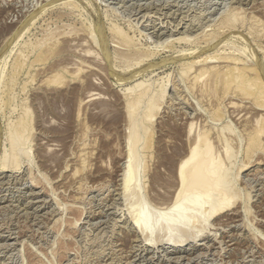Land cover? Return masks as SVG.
<instances>
[{
    "label": "rangeland",
    "instance_id": "1",
    "mask_svg": "<svg viewBox=\"0 0 264 264\" xmlns=\"http://www.w3.org/2000/svg\"><path fill=\"white\" fill-rule=\"evenodd\" d=\"M148 1L74 0V5L67 6L63 0H0V158L5 150L11 152L10 136L22 119L27 120L24 135L28 136L18 150L20 165L6 170L0 167V264H264V131L259 135L261 139L258 136L256 144L249 147L256 120L264 121L263 111L245 108L251 96L243 97L241 90L238 91L243 83L237 89L236 81L224 87V79L218 85L219 79H211L210 86H206L212 73L207 75L208 80L203 76L206 82L201 77L195 83L192 82L194 68L184 74L188 60L214 50L230 52L242 61L258 62L260 65H256L263 70L264 0ZM27 23L26 31L14 42L17 32ZM94 25L95 31L91 27ZM90 28L94 35H89ZM101 29L108 41L105 50L92 40L103 33ZM116 30L122 33L118 35ZM115 35L125 44L115 42ZM123 37L131 40L141 53L137 58L142 57L145 62L128 58L119 50L129 44ZM213 37L217 40L212 41ZM74 42H78L77 46ZM149 53L151 57L147 56ZM145 63L152 67L131 76ZM215 63L224 66L226 62ZM57 73L62 79L59 75L61 80L55 82ZM139 81L141 85L133 91L143 87L149 91L133 104L132 117L147 130L136 142L133 155L140 162L139 169L127 191L121 179V168L126 165V159L122 158L126 149L124 137L130 121L124 105L126 95L133 94L126 88ZM162 89L165 92L160 103L157 102L154 116L150 121L145 120L146 99L152 93L159 96ZM198 131L206 132L211 156H216L222 170L227 171L224 177H228L230 186L233 184L235 193L239 192L233 196L234 202L231 195L234 188L230 190L232 193L227 190L230 193L226 191L222 195L213 191L214 195L210 196L215 201L208 197L205 207L221 199L222 203L227 200L234 203L226 208V213L233 207L240 211L230 221L232 224L226 226L221 224L227 219L221 216L224 214H215L200 224V212L193 213L194 217H189L194 223L197 220L198 225L194 226L188 217L183 218L187 219L182 226L188 224L185 228L188 231L181 226L170 239L173 241L175 236L179 241L185 240L179 243L174 238L175 242H168V232L158 223L174 213L163 209L161 212L165 206L161 202L175 194V168ZM257 161L260 169L255 175L247 173ZM224 179L221 183L225 187ZM137 184L140 199L130 211L133 195L129 197L132 186ZM139 207L152 211L137 215L136 209L142 211ZM156 208L162 215L158 213L157 217ZM138 216L139 221L147 217L152 220L154 216V223L160 220L149 231L150 239L133 226ZM64 219L69 223L65 224ZM60 249H64L62 253Z\"/></svg>",
    "mask_w": 264,
    "mask_h": 264
},
{
    "label": "bare ground",
    "instance_id": "2",
    "mask_svg": "<svg viewBox=\"0 0 264 264\" xmlns=\"http://www.w3.org/2000/svg\"><path fill=\"white\" fill-rule=\"evenodd\" d=\"M150 1V0H149ZM148 1V2H149ZM253 1V0H252ZM61 2V1H60ZM63 4L65 3L67 6L69 5V6H71V4H73L74 5V0H63V2H62ZM76 3V2H75ZM49 5V4H48ZM61 5V4H60ZM139 5V4H138ZM261 6V5H260ZM259 6V7H260ZM264 6V5H263ZM75 7V6H74ZM144 7V6H143ZM142 7V8H143ZM237 7V6H236ZM248 7V6H247ZM41 8H43V7H41ZM40 8V9H41ZM238 8V7H237ZM234 9V8H233ZM241 9H242V7H241ZM146 10V9H145ZM151 10V9H150ZM38 12V11H37ZM152 12H154V11H152ZM176 12V11H175ZM39 13V12H38ZM37 13V14H38ZM42 13V12H41ZM177 13V12H176ZM37 14H35V16L37 15ZM169 14V13H168ZM188 14V13H187ZM182 15V14H181ZM186 15V14H185ZM228 15H230V14H228ZM35 16L33 15L32 17H34L35 18ZM230 16H232V15H230ZM32 17H31V19H32ZM162 17V16H161ZM228 19V18H227ZM154 20V19H153ZM166 20V19H165ZM31 21V20H30ZM169 21V20H168ZM181 21V20H180ZM230 21V22H229ZM229 23H231V20L229 19ZM165 22V21H164ZM233 22V21H232ZM161 23V22H160ZM228 24V23H227ZM27 25H28V23L27 24H25L22 28H20V30L17 32V35L15 36V40H14V42H16L17 41V39H19L22 35H23V33L26 31V28H27ZM164 25V24H163ZM168 25V24H167ZM111 26H113V25H111ZM115 26V25H114ZM177 26V25H176ZM228 26V25H227ZM21 27V26H20ZM92 28H94V31H95V29L97 28L95 25L94 26H91ZM222 27V26H221ZM224 27V26H223ZM92 28H90V31H91V34L89 33V35H94L93 34V31H92ZM225 28V27H224ZM231 28V27H230ZM19 29V28H18ZM154 29V28H153ZM173 29V28H172ZM102 30V29H101ZM121 30V29H120ZM163 30V29H162ZM184 30V29H183ZM222 30V29H221ZM227 30H230V29H227ZM103 31V30H102ZM101 31V32H102ZM119 31V30H118ZM117 30H116V32H118ZM194 31V30H193ZM99 32H100V30H99ZM100 32V33H101ZM114 32V31H113ZM98 33V32H97ZM99 33V34H100ZM106 33V32H105ZM122 32H120L119 31V33H118V35L119 34H121ZM190 33V32H189ZM221 33H224V32H221L220 31V34ZM225 33H226V31H225ZM16 34V33H15ZM114 34V33H113ZM170 34V33H169ZM85 35H87V34H85ZM98 35V34H97ZM97 35H96V37H97ZM124 35H126L127 36V34L125 33ZM185 35H186V33H185ZM159 36V35H158ZM171 36V35H170ZM188 36V35H187ZM186 36V37H187ZM191 36V35H190ZM197 36V35H196ZM202 36V35H201ZM87 37H89V36H87ZM91 37V36H90ZM115 37H116V35L114 36V40H115ZM119 37V36H118ZM118 37H116V41L115 42H119L120 44L119 45H123V44H125V42L124 43H122L121 44V42H120V37L118 38ZM153 37V36H152ZM166 37V36H165ZM169 37V36H168ZM193 37V36H192ZM198 37H199V35H198ZM217 37V36H216ZM221 37V36H220ZM223 37V36H222ZM221 37V38H222ZM80 38H81V36H80ZM79 38V39H80ZM218 38V37H217ZM94 39V41L95 42H93V41H91V42H93V43H97L98 45L100 44V46H101V48L102 49H106V45H107V43H108V41H107V38H106V34H104V31H103V33L102 34H100V36L98 37V38H94V36H93V38H92V40ZM117 39L119 40V41H117ZM128 39V38H127ZM163 39V38H162ZM169 39V38H168ZM168 39H166V40H168ZM209 39V38H208ZM73 40V39H72ZM86 40V39H85ZM113 40V39H112ZM113 40V41H114ZM123 40H126L124 37H123ZM209 40H211V39H209ZM213 40H217V39H215L214 37L212 38V41ZM77 41V40H76ZM78 41H80V40H78ZM83 41V40H82ZM82 41H80V42H82ZM90 41V40H89ZM111 41V40H110ZM129 41V40H128ZM128 41L126 40V42L128 43ZM198 41V40H197ZM225 41H227V40H225ZM158 42H159V40H158ZM161 42V41H160ZM179 42V41H178ZM219 41H216V43H218ZM55 43V42H54ZM69 43V42H68ZM75 43V42H74ZM77 43L78 42H76L75 44H76V46H77ZM126 43V44H127ZM132 42H131V40L129 41V44L127 45V47L125 48L126 49V51H124L123 49H119V50H121V52L123 53L124 52V54H126V56L128 57V58H133V59H137L138 60V62H145L144 60H141L142 59V57H141V59L139 60V58H137V57H139L140 55L139 54H141V53H138V51H137V49L136 48H134V45L133 44H131ZM209 43H210V41H209ZM222 43H225V42H222ZM71 44V43H70ZM81 44V43H80ZM79 45V44H78ZM82 45V44H81ZM195 45V44H194ZM207 45V44H206ZM220 45V44H219ZM222 45V44H221ZM36 46V45H35ZM69 46V45H68ZM72 46V45H71ZM124 46H126V45H124ZM162 46V45H161ZM163 46H164V44H163ZM53 47V46H52ZM79 47V46H78ZM82 47V46H81ZM121 47V46H120ZM222 47V46H221ZM30 48V47H29ZM34 47H32V49H33ZM162 48V47H161ZM219 48V47H218ZM233 48V47H232ZM31 49V50H32ZM35 49V48H34ZM84 49V48H83ZM195 49V48H194ZM29 50V49H28ZM45 50V49H44ZM118 50V51H119ZM142 50V49H141ZM148 50V49H147ZM219 50V49H218ZM229 50V49H228ZM261 50V49H260ZM27 51V50H26ZM47 51V50H46ZM45 51V52H46ZM149 51H151V50H149ZM215 51V50H214ZM212 52V53H208V54H202V55H199V56H197V57H195V58H193V59H191V60H188L185 64H187V67H188V69H186L185 70V72H184V74H187L188 72H190V69H192V68H194L195 70H194V75H193V80H192V82L193 83H195V80H197V81H199L200 80V78L201 77H203V76H205L206 75V78H207V80H208V77H207V75L209 74V73H212V75H210V77H209V82L207 83L208 85H206V86H210L209 84H210V80L212 79V81L213 80H218L217 82H216V84L218 85V82H220L221 80H223L224 79V81H222V82H224L223 84H224V87L226 86V87H228V86H230L234 81H236L237 82V84H234V87H238V85H239V83H243V88H240L239 87V90L238 91H240L241 90V92H242V94H244L245 96H243V97H249V96H251V99H250V101H249V103L250 104H252L251 106H250V104L249 105H247L245 108H249V109H253V110H259V111H263V113L262 114H264V69L262 70L261 68V66H257V65H260V64H258V62L257 63H250V62H248V61H242L241 59H238V58H236V57H234L230 52H228V53H225V52H223V50H219V52ZM57 53H59L58 51H56ZM120 52V51H119ZM126 52V53H125ZM142 52V51H141ZM144 53H147L146 51H143ZM27 53H29V51L27 52ZM121 53V54H122ZM182 53V52H181ZM187 53V52H186ZM233 53V52H232ZM121 54H119L118 53V55L119 56H121ZM124 54H123V56H124ZM148 54V53H147ZM180 54V53H179ZM193 54H194V52H193ZM237 54V53H236ZM24 55V54H23ZM47 55V54H46ZM83 55V54H82ZM139 55V56H138ZM178 55V54H177ZM183 55V54H182ZM28 55H26V56H24L25 58L27 57ZM48 56V55H47ZM125 56V57H126ZM143 56V55H142ZM144 56H146V54H144ZM147 56H152V55H150V53H149V55H147ZM21 57V56H20ZM23 57V56H22ZM122 57V56H121ZM126 57V58H127ZM37 58V57H36ZM35 58V59H36ZM146 58V57H145ZM148 59H149V57H148ZM36 61V60H35ZM222 61H225L226 63H225V65L224 66H218V64H216L215 62H221L222 63ZM158 62V61H157ZM39 63V62H38ZM211 63H215V64H212V65H210ZM148 64V65H147ZM145 63V65H142V66H140V67H142V68H139V70L138 71H135V72H133L132 74H131V76L133 75V77L134 76H136L137 74H140V73H143L144 71H146V70H148V69H150L149 67H152L151 65H149V63ZM224 64V63H223ZM257 64V65H256ZM152 65H153V63H152ZM155 65V64H154ZM144 66H146V67H144ZM185 66V65H184ZM24 67V66H23ZM28 67V66H27ZM60 67V66H59ZM62 67H64V66H62ZM88 67V66H87ZM144 67V68H143ZM222 67H226L224 70L222 69ZM261 67V68H260ZM222 70V71H221ZM60 73V72H59ZM72 73V72H71ZM192 73V72H191ZM56 74V73H55ZM61 74V73H60ZM60 74H58L57 73V75L58 76H55L54 77V80H55V82H57L60 78H61V75ZM69 74V73H68ZM189 74V73H188ZM214 74V75H213ZM59 75H60V78H59ZM73 75H74V73H73ZM131 76L130 77H128V79L129 78H131ZM212 76V77H211ZM57 77H58V79H57ZM192 76H190V78H191ZM13 78V77H12ZM57 80H56V79ZM65 78V77H64ZM206 78L204 79V77L202 78L203 80L202 81H205L206 80ZM62 79V78H61ZM60 79V80H61ZM53 80V81H54ZM206 82V81H205ZM205 82H203L204 83V85H205ZM235 82V83H236ZM141 83L142 82H137L135 85H131L130 87H127L126 89L128 90V91H133V89H134V87H138V86H140L141 85ZM192 83V84H193ZM212 83V82H211ZM173 85V84H172ZM195 86V85H194ZM197 86V85H196ZM198 86H200V84L198 85ZM201 86H202V84H201ZM200 86V87H201ZM211 86H213V85H211ZM173 87V86H172ZM165 88V87H164ZM177 88V87H176ZM194 88V87H193ZM192 88V89H193ZM205 88V87H204ZM210 88V87H209ZM212 88V87H211ZM232 88V87H231ZM200 89V88H199ZM198 88H197V90H199ZM202 89V88H201ZM207 89V88H206ZM213 89V88H212ZM211 89V90H212ZM218 89V88H217ZM238 89V88H237ZM163 90L164 89H162V90H159L160 91V93H159V96H157V94L158 93H156L155 95L157 96V97H155V96H153V94L154 93H152V95H151V97L150 98H148V99H146V100H148L147 102H146V107H145V113H144V119L145 120H147V121H150L151 120V118L154 116V109H157L158 108V106L157 105H159L158 103H160V102H158L159 100H160V96L162 97V95L164 94V92H163ZM209 90V93L211 94V92H210V89H208ZM214 90V89H213ZM137 92H134L133 91V94H131V92H130V95L128 94V96L126 95V102H125V109H126V113H127V115L129 114V118H130V121H129V124H128V126H127V129H126V134H125V143H126V149H125V153H123L124 154V156L122 157L123 159H126L125 160V166L123 167V168H121L122 170V178L121 179H123L122 181H124L123 183V185H124V188H126L127 189V191L128 190H130L129 189V187L131 188V184L133 185V181H131V179H132V176L135 174V172H137L138 171V166H139V161L138 160H136V158L134 157V153L136 152V145H137V141H138V139H142V136H144V134H145V132H146V130H147V127L146 126H144V125H140L139 123H138V121L136 120V118L135 117H132V112H133V104H135V103H137L136 101H138V100H140V98L142 99V97L143 96H145V95H147V91H149V89L147 88H145V87H143V88H140L139 90H136ZM201 91V90H200ZM226 91V90H225ZM229 91V90H228ZM154 92V91H153ZM175 92V91H174ZM214 92V91H213ZM149 93V92H148ZM201 93V92H200ZM218 93V92H217ZM216 93V94H217ZM206 94V93H205ZM213 94V93H212ZM149 95V96H150ZM177 95V94H176ZM201 95V94H200ZM209 95V94H208ZM234 94H232V96H233ZM205 96V95H204ZM228 96V95H227ZM229 96H230V94H229ZM235 96V95H234ZM212 97V96H211ZM238 97H239V95H238ZM242 97V98H243ZM144 98V97H143ZM224 98V97H223ZM236 98V97H235ZM230 99V98H229ZM157 100V101H156ZM220 100V99H219ZM141 101V100H140ZM158 102V103H157ZM180 103V102H179ZM240 105V104H239ZM156 106H157V108H156ZM237 106H238V103H237ZM241 106V105H240ZM238 108V107H237ZM244 110H246V109H244ZM247 111H249V110H247ZM251 112V111H250ZM247 113V112H246ZM254 113V112H253ZM255 113H257L258 114V112H255ZM252 114V113H251ZM130 115H131V117H130ZM189 115V114H188ZM250 115V114H249ZM256 115V114H255ZM133 116H135V115H133ZM193 116V115H192ZM254 116V115H253ZM256 117V116H255ZM251 119V118H250ZM253 119V118H252ZM252 119H251V121H252ZM262 120H264V118H262ZM254 122V121H253ZM252 124V123H251ZM254 124V123H253ZM26 125H27V120L26 119H22L17 125H15V127H14V129L12 130V134H11V136H10V149H11V152L10 153H7V150H5L4 151V153H2V156H1V158H0V167L4 170H6V168H8V167H13V168H15V167H17V166H19L20 165V163H19V156H18V150H20L19 148H20V145L21 144H23V141L24 140H26L27 138L26 137H28L27 136V134H26V137H25V135H24V132H25V130H26ZM251 126V125H250ZM252 128V127H251ZM254 134L251 136V138H249L250 140H249V147H253L255 144H256V142H257V140H258V136L259 135H261V132H263L264 131V121H259V118H258V120H256V123L254 124ZM148 136V135H147ZM194 136L195 137H192V138H194L193 139V143L191 144V146L189 147V149L187 150V153H185V155L182 157V159H180V161H179V163L177 164V168H175L176 169V179H177V185L176 184H174V185H176L177 186V188L175 189L176 190V192L174 191V193L175 194H173L172 195V198L171 199H169L168 200V198H165V200L167 199V201H163V202H161V204L163 205V204H165V206L164 207H161V212H163L162 211V209L163 210H165L167 213H169L170 211H172L173 210V215H172V213L170 214L171 215V218H169L168 216L169 215H167L166 214V212L164 213V215L166 214L167 215V220H165L166 222H164V220H162L163 222H161V223H158V221H160V220H158V221H156L158 224H160L161 225V227H163V228H165V233H167L168 232V234H169V237H168V234H166L167 235V237L168 238H166V236L164 237V239L163 240H166V241H172V239H170V237H171V235L173 234L174 235V231L176 230V229H178L179 227H181L184 223H182V222H185L186 221V219H183V218H185V217H188L189 218V221H191V219H192V216H193V213H197V212H200V214L198 213V215H201V220H200V217L199 216H197V217H199V221H200V224L202 223V222H206V220H208V218L209 217H211V216H213V215H221V214H224V215H221L222 217H226L227 219H224V221H222L221 222V224H224L225 226L226 225H228L229 224V222L230 221H232V219L233 218H235L237 215H238V210L239 209H237V207H233L232 209H230V211H229V213H226L227 212V207L230 205L231 206V204L234 206V203H229L228 202V200H227V202H224V203H222V201H221V199H218V197H217V199L218 200H216V203L214 204V205H210L209 207L207 206V207H205L207 204H208V202H207V200H210L209 198H211V199H213L211 196H210V194L211 195H214V193H212L213 191H216L217 193H218V195L220 194V195H222V194H224L227 190H233V188H234V191H232V192H234V193H232L231 191V195H232V197L234 196H236V194H239V192L238 191H236V193H235V187H233V184H232V186H230V180L229 181H227L226 179L228 178H226V177H224V176H227L228 174H226V175H224L225 173H227V171L226 170H224V171H226V172H224L223 170H222V167H221V165H220V163L217 161V160H215L216 159V156L214 155V156H211V153H210V146H209V140H208V138H207V134H206V132H204V131H198V133L195 135L194 134ZM260 137V136H259ZM24 138H26V139H24ZM210 138V137H209ZM260 139H261V137H260ZM192 140V139H191ZM223 140H226L227 141V139H223ZM222 140V141H223ZM226 141H224L225 142V144H226ZM260 141V140H259ZM25 142V141H24ZM149 143V142H148ZM260 143V142H259ZM24 145V144H23ZM22 145V146H23ZM146 145V144H145ZM247 145V144H246ZM152 146V145H151ZM226 147H227V145H225ZM258 146V145H257ZM142 148H144V146H142ZM151 149V148H150ZM247 149V148H246ZM254 149V148H253ZM22 150V149H21ZM138 152V151H137ZM251 152V151H250ZM253 152V151H252ZM229 153V152H228ZM254 153H255V151H254ZM256 153H257V151H256ZM145 154V153H144ZM260 154V153H259ZM136 155H137V153H136ZM228 155V154H227ZM251 155H252V153H251ZM254 155V154H253ZM259 156V155H258ZM120 157V156H119ZM251 157H253V156H251ZM254 157H257L256 155L254 156ZM260 157V156H259ZM81 158V157H80ZM121 158V157H120ZM227 158L229 159V156H227ZM249 158H250V156H249ZM262 158H263V156H262ZM261 158V159H262ZM139 159V158H138ZM257 159H259V158H257ZM247 160V159H246ZM246 162V161H245ZM248 162H249V159H248ZM43 163V162H42ZM46 163V162H45ZM119 163V162H118ZM117 163V164H118ZM48 164H49V162H48ZM245 164V163H244ZM249 164V163H248ZM258 164H259V161H257V162H255V164H253L252 166H253V168L252 169H248L246 172L247 173H249V174H254L256 171H257V169H260V168H257L258 167ZM246 165H247V163H246ZM241 166V165H240ZM242 168H243V166H241ZM116 168V167H115ZM223 168H225V169H227V167H223ZM242 168H240V169H242ZM262 168V167H261ZM17 169V168H16ZM240 169H238V171H240ZM8 170V169H7ZM75 170V169H74ZM78 170V169H77ZM237 170V169H236ZM238 171H235V175H237L238 173ZM4 173V172H3ZM234 173V172H233ZM231 174V175H233L234 176V174ZM237 173V174H236ZM246 173V174H247ZM259 173V172H258ZM144 174V173H143ZM4 175H6V174H4ZM116 175V174H115ZM255 175V174H254ZM117 177V176H116ZM115 177V178H116ZM134 177V176H133ZM232 177V176H231ZM230 177V178H231ZM255 177V176H254ZM257 177V176H256ZM225 178V179H224ZM234 179L236 178L235 176L233 177ZM253 178V177H252ZM15 179V178H14ZM155 179V178H154ZM223 179H224V182L223 183H225L224 185H226V182L225 181H227V187H232V188H227L226 186L224 187L223 186V184L221 183L222 181H223ZM241 179V178H240ZM37 180V179H36ZM155 180H157V177H156V179ZM250 180V179H249ZM9 181V180H8ZM107 181V180H106ZM122 181H121V184H122ZM165 181V180H164ZM175 181V180H174ZM80 182V181H79ZM229 182V183H228ZM2 183V182H1ZM32 183V182H31ZM35 183V182H34ZM37 183V182H36ZM40 183V182H39ZM98 183V182H97ZM137 183V182H136ZM136 183H134V184H136ZM44 184V183H43ZM119 184H120V182H119ZM160 184H161V182H160ZM159 184V185H160ZM228 184H229V186H228ZM92 185V184H91ZM99 185V184H98ZM108 185V184H107ZM35 186V185H34ZM139 184H137V186L136 185H134V187L132 186V188H133V191H135V192H133V191H131V195H130V197L129 198H131V196L133 195V198H132V202L130 203V201H129V207H130V211H131V209L134 207V206H137V205H134L136 202H137V200L138 199H140L139 198V195H138V193H137V191L136 190H138L139 191ZM167 186V185H166ZM81 187V186H80ZM82 187H83V185H82ZM89 187V186H88ZM100 187H102V186H100ZM112 187V186H111ZM115 187V186H114ZM121 187V186H120ZM137 187V188H136ZM160 187V186H159ZM158 187V188H159ZM171 187V186H170ZM94 188H96V187H94ZM123 188V187H122ZM124 188L122 189L123 191H124ZM175 188V187H174ZM227 188V189H226ZM262 188V187H261ZM29 189V188H28ZM38 189V188H37ZM45 189V188H44ZM82 189V188H81ZM85 189V188H84ZM98 189V188H97ZM100 189V188H99ZM125 189V190H126ZM170 189V188H169ZM239 191H240V189L239 188H237ZM41 190V189H40ZM45 190H47V189H45ZM86 190V189H85ZM132 190V189H131ZM165 190V189H164ZM79 191V190H78ZM101 191V190H100ZM121 191V190H120ZM127 191H125V192H127ZM229 191H227L226 193L228 194V192ZM116 192V191H115ZM166 192V191H165ZM229 192V193H230ZM47 192H45V194H46ZM117 193V192H116ZM123 193V192H122ZM171 193V192H170ZM37 194V193H36ZM100 194V193H99ZM104 194V193H103ZM124 194V193H123ZM127 194V193H126ZM165 194H167V193H165ZM235 194V195H234ZM80 195V194H79ZM83 195V194H82ZM105 195V194H104ZM128 195H129V193H128ZM158 195H160V194H157V197H158ZM66 196V195H65ZM124 196V195H123ZM155 196V195H154ZM261 196V195H260ZM83 197V196H82ZM102 197V196H101ZM114 197V196H113ZM127 197V196H126ZM156 197V196H155ZM156 197V198H157ZM164 197V196H163ZM188 197H191L190 199H188ZM209 197V198H208ZM234 197H233V201H234ZM237 197H238V195H237ZM116 198V197H115ZM124 198V197H123ZM162 198V197H161ZM75 199V198H74ZM77 199H79V198H77ZM81 199V198H80ZM97 199V198H96ZM136 199V200H135ZM158 199V198H157ZM164 199V198H163ZM189 200V202H187L188 200ZM215 199V198H214ZM213 199V201H215ZM63 200V199H62ZM76 200V199H75ZM106 200V199H105ZM118 200V199H117ZM235 200H236V198H235ZM69 201V200H68ZM102 201V200H101ZM156 201V200H155ZM231 201V200H230ZM233 201H231V202H233ZM29 202V201H28ZM62 202V201H61ZM64 202V201H63ZM72 202V201H71ZM75 202V201H74ZM114 202V201H113ZM159 202V203H160ZM235 202V201H234ZM239 202V201H238ZM21 203V202H20ZM68 203V202H67ZM65 204V205H68V204ZM69 203H70V201H69ZM111 203V202H110ZM125 203V202H124ZM189 203V204H188ZM207 203V204H206ZM56 204H58V201L56 202ZM72 203H70V205H71ZM75 204V203H74ZM74 204H72L73 206H76V205H74ZM79 204V203H78ZM206 204V205H205ZM24 205V204H23ZM126 205H128V204H126ZM158 205V204H157ZM240 205V204H239ZM41 206V205H40ZM57 206V205H56ZM63 206V205H62ZM61 206V207H62ZM69 206V205H68ZM67 206V207H68ZM78 206V205H77ZM106 206V205H105ZM140 206V205H139ZM161 206V205H160ZM264 206V205H263ZM58 207V206H57ZM66 206H64V208H65ZM72 207V206H71ZM125 207H127V209H128V206H125ZM141 207V206H140ZM139 207V209L140 210H142V211H138V209H136V211H137V215H138V212H140V213H142L143 211L145 212V213H147L148 214V212H151L150 210H149V208L148 209H145V210H143V209H141ZM144 207V206H143ZM54 208V207H53ZM94 208V207H93ZM112 208V207H111ZM147 208V207H146ZM151 208V207H150ZM229 208V207H228ZM240 208V207H239ZM244 208V207H243ZM67 209H69V208H67ZM78 209H80V207L78 208ZM77 209V211H79ZM244 209H246V207L244 208ZM125 210V209H124ZM229 210V209H228ZM232 210V211H231ZM70 212H71V208H70V210H69ZM110 211V210H109ZM122 211V210H121ZM129 211V210H128ZM130 211H129V213H130ZM134 211V210H133ZM136 211H134L133 213L134 214H136ZM156 211H158L157 210V208H156V210H155V212ZM159 211H160V208H159ZM240 211V210H239ZM61 212V211H60ZM80 212V211H79ZM97 212V211H96ZM118 212V211H117ZM143 212V213H144ZM225 212V213H224ZM260 212V211H259ZM33 213V212H32ZM49 213V212H48ZM69 213V212H68ZM76 213V212H75ZM139 213V214H140ZM145 213L144 214H141V215H145ZM157 213V212H156ZM159 213V212H158ZM157 213V214H158ZM64 214V213H63ZM128 214V213H127ZM131 214H132V212H131ZM130 214V215H131ZM155 214V213H154ZM160 215H162L161 213H159ZM159 214L157 215V217L159 216ZM240 214V213H239ZM59 215V214H58ZM129 215V214H128ZM165 215V216H166ZM192 215V216H191ZM194 215H196V214H194ZM36 216V215H35ZM51 216V215H50ZM60 216V215H59ZM69 216V215H68ZM71 216V215H70ZM142 216V217H143ZM149 216V215H148ZM151 216H152V214H151ZM191 217V219H190V217ZM66 217V216H65ZM113 217V216H112ZM132 217H134L133 215H132ZM139 217V216H138ZM194 217V216H193ZM239 217V216H238ZM114 218V217H113ZM144 218V217H143ZM148 218H149V220H148ZM154 218H155V216H154ZM154 218H152V220H150V217H147V218H144L145 220H141V221H139L141 218L139 217V218H134V222H132L133 224L134 223H136L135 225H133V226H135V228H139L140 229V231L141 232H144V234H145V238L146 239H148L149 238V236H150V234H149V231L153 228V226L155 225V223H154ZM162 218V217H161ZM163 218H165L164 216H163ZM162 218V219H163ZM221 218V217H220ZM241 218V217H240ZM53 219V218H52ZM60 219V218H59ZM68 219V218H67ZM67 219H64V222H65V220H67ZM71 219H72V217H71ZM73 219H74V217H73ZM73 219H72V221H73ZM123 219V218H122ZM132 219V218H131ZM139 219V220H138ZM156 219V218H155ZM158 219V218H157ZM196 219H198V218H196ZM219 219V218H218ZM244 218H242V220H243ZM94 220V219H93ZM105 220V219H104ZM183 220V221H182ZM194 220H195V218H194ZM234 220V219H233ZM68 221H70V218H69V220ZM79 221V220H78ZM96 221V220H95ZM101 221V220H100ZM188 220H187V223L189 222ZM196 222L194 223V222H192L193 223V225L195 226L196 224L198 225V221L197 220H195ZM221 221V220H220ZM238 221V220H237ZM240 221V220H239ZM247 221V220H246ZM58 222V221H57ZM61 222V221H60ZM71 222V221H70ZM111 222V221H110ZM114 222V221H113ZM190 222V223H191ZM214 222V221H213ZM244 222V221H243ZM53 223V222H52ZM63 223V222H62ZM69 222H65V224H68ZM91 223L93 224V222L91 221ZM191 223V224H192ZM231 223V222H230ZM233 223H236V221L235 222H233ZM246 223V222H245ZM74 224V223H73ZM76 224V223H75ZM106 224V223H105ZM113 223H111V225H112ZM117 224V223H116ZM158 224H157V226H158ZM186 224V223H185ZM191 224H190V226H191ZM232 224V223H231ZM239 224V223H238ZM62 225V224H61ZM70 225H71V223H70ZM188 225V224H187ZM187 225H186V227H187ZM196 225V226H197ZM239 225H241V224H239ZM243 225V224H242ZM185 226V225H184ZM184 226H182V228L183 229H185L184 228ZM193 226V227H194ZM220 226V225H219ZM68 227V226H67ZM107 227V226H106ZM131 227V226H130ZM154 227H156V226H154ZM160 227V226H159ZM246 227V226H245ZM252 227V226H251ZM69 228V227H68ZM74 228V227H73ZM163 228H162V230H163ZM191 228V230H192V227H189V229ZM219 228H221V227H219ZM247 228V227H246ZM52 229V228H51ZM54 229V228H53ZM64 229H65V226H64ZM71 229V228H70ZM93 229V228H92ZM180 229V228H179ZM182 229V230H183ZM72 230V229H71ZM185 230H187V229H185ZM191 230H190V232H191ZM247 230H249V228L247 229ZM253 230V229H252ZM51 231V230H50ZM66 231H68V230H66ZM188 231V230H187ZM240 231V230H239ZM65 233V232H64ZM69 233V232H68ZM165 233H163V234H165ZM249 233V232H248ZM66 234H67V232H66ZM132 234H134V233H132ZM141 234V233H140ZM149 234V235H148ZM184 234V233H183ZM191 235H192V232L190 233ZM207 234V233H206ZM65 235V234H64ZM72 235V234H71ZM189 235V234H188ZM187 235V236H188ZM191 235H190V237H191ZM8 236V235H7ZM162 236H164V235H162ZM184 236V235H183ZM200 236V235H199ZM231 236V235H230ZM237 236V235H236ZM249 236V235H248ZM68 237V236H67ZM159 237H160V235H159ZM193 238H194V235L192 236ZM191 237V238H192ZM140 238V237H139ZM166 238V239H165ZM172 238V237H171ZM174 238H175V236L173 237V241H174ZM184 238V237H183ZM182 238V239H183ZM186 238V237H185ZM189 238V237H188ZM187 238V239H188ZM128 239V238H127ZM131 239V238H130ZM150 239V238H149ZM175 239H177V238H175ZM214 239V238H213ZM58 240V239H57ZM56 240V241H57ZM136 240H137V238H136ZM142 240V239H141ZM161 240V239H160ZM183 240H185V239H183ZM183 240L182 241H179V239H177L176 241H179V243L180 242H183ZM195 240V239H194ZM205 240V239H204ZM173 241H172V243H173ZM218 241V240H217ZM231 241V240H230ZM246 241V240H245ZM62 242V241H61ZM60 242V243H61ZM67 242V241H66ZM162 242V241H161ZM175 242V241H174ZM156 243V242H155ZM202 243V242H201ZM204 243V242H203ZM59 244V243H58ZM63 244V243H62ZM120 244V243H119ZM133 244V243H132ZM131 244V245H132ZM141 244V243H140ZM175 244V243H174ZM182 244V243H181ZM205 244V243H204ZM5 245V244H4ZM7 245V244H6ZM151 245V244H150ZM153 245V244H152ZM189 245V244H188ZM60 245H58V247H59ZM66 246H67V244H66ZM127 246V245H126ZM224 246V245H223ZM57 247V246H56ZM61 247L63 248V246L61 245ZM60 247V248H61ZM133 247H136V246H133ZM225 247V246H224ZM246 247V246H245ZM66 248V247H65ZM145 248V247H144ZM159 248V247H158ZM165 248V247H164ZM194 248V247H193ZM53 249V248H52ZM58 249L59 248H57V251H58ZM69 249V248H68ZM119 249V248H118ZM131 249V248H130ZM55 250V249H54ZM61 250V249H60ZM59 250V251H60ZM64 250V249H63ZM63 250H61V253H62V251ZM189 250V249H188ZM35 251V250H34ZM51 251H53V250H51ZM139 251V250H138ZM143 251V250H142ZM165 251V250H164ZM222 251V250H221ZM252 251V250H251ZM70 252V251H69ZM53 253H56V252H54L53 251ZM127 253V252H126ZM32 254H34V253H32ZM36 254H37V252H36ZM128 254V253H127ZM158 254V253H157ZM200 254H202V253H200ZM55 255V254H54ZM58 255H59V253H58ZM61 255V254H60ZM108 255V254H107ZM116 255V254H115ZM184 255V254H183ZM189 255V254H188ZM195 255V254H194ZM197 255H199V254H197ZM34 256V255H33ZM123 256V255H122ZM166 256V255H165ZM164 256V257H165ZM175 256V255H174ZM181 256V255H180ZM39 257V256H38ZM59 257V256H58ZM101 257V256H100ZM112 257V256H111ZM117 257V256H116ZM149 257V256H148ZM189 257V256H188ZM175 258V257H174ZM182 258V257H181ZM180 258V259H181ZM196 258V257H195ZM38 259V258H37ZM114 259V258H113ZM170 259V258H169ZM172 259V258H171ZM193 259V258H192ZM68 260V259H67ZM261 260V259H260ZM32 261V260H31ZM104 261V260H103ZM113 261V260H112ZM259 261V260H258ZM111 262V261H110ZM187 262V261H186ZM199 262V261H198ZM38 263V262H37ZM67 263V262H66ZM107 263V262H106ZM109 263V262H108ZM260 263V262H259ZM263 263V262H262ZM247 264V263H246ZM252 264V263H251Z\"/></svg>",
    "mask_w": 264,
    "mask_h": 264
}]
</instances>
